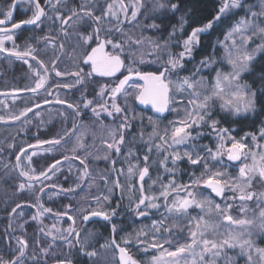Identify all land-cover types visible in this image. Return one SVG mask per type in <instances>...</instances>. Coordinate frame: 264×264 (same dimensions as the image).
Listing matches in <instances>:
<instances>
[{
    "label": "snow or ice",
    "instance_id": "6c2138e0",
    "mask_svg": "<svg viewBox=\"0 0 264 264\" xmlns=\"http://www.w3.org/2000/svg\"><path fill=\"white\" fill-rule=\"evenodd\" d=\"M46 2L55 10L57 5L63 3L64 0H57V5H52L51 0H46ZM87 2L89 0L81 4L79 10L76 7L70 9L68 17L57 13L54 18L61 22V32L66 37L69 36L68 28L73 24L83 22L85 19H90L93 22L91 32L86 36L80 34V39L86 46L81 52L80 58L83 59L85 65H90V71L84 73L77 61V71L70 75L77 77L76 84H83L86 78L91 79L93 75L115 78L117 73H120L122 78L118 79V83H115L114 86L101 87L97 93L98 101L89 100L82 94L83 108L80 103L73 104L59 96L56 97L55 103L66 104L67 108L74 113L72 127L66 128L62 134L57 132L49 139L37 138L36 144H29L27 149L23 147L20 149V154L16 156V168L21 169L20 175L27 178L28 189L34 190L38 186L39 192L44 193L46 187H59L56 184L48 185L45 182L51 181L53 176L61 170L62 162L71 160H79L83 168L78 169L77 182L68 188L61 187L60 191L68 194L75 193L78 188H81V184L86 182L85 178L90 177V172L87 155L81 157L77 154L78 149L85 147L84 134L78 131L81 124L78 123L77 118L82 121L85 110L91 109L92 115L97 119L102 112L109 117L119 119L120 123L117 127L108 129L111 142L104 141L108 150H114L119 155L122 146L125 145L128 130L133 127V121L137 118L143 120L142 114H135V107L130 103V99L134 97L139 105L156 114L147 117L148 123L152 126L147 140L148 152L151 153L154 148L158 155L164 154V159L160 161L164 171L174 174L177 162L184 158L191 166L202 167L200 175H191L188 183H177L174 178H171L165 184L160 177H157L153 181V184L159 183L160 190L157 193L153 190L152 185H148L147 189L144 185L145 177L149 175V155L144 156L145 165L143 168H139L138 164L129 165L127 169L129 181L127 187L131 193L129 207L137 217L149 216L150 210H156L161 216L159 220L153 219L150 227L145 226L137 231L136 245L145 252L155 249L159 253V255L152 256V264H217L220 258L225 259V264H237L235 257L227 255L229 250L237 249L241 257H246L245 264H264V247L257 246L252 239L254 229L264 233V207L260 206V201L264 200V192L256 196L259 208L258 217L247 218L246 215L251 210L247 207V202L253 200L255 196L252 191H249L253 181L259 180L264 183V144L259 143L260 140H264V122L261 124L258 136L255 133H245V136L240 139L232 135L234 129L221 127L222 120H226L228 117L247 119L246 114L256 113L258 106L260 111L264 112V73H261L259 77L260 87L258 89L254 90L253 86L241 82V74L250 71L257 54L264 53V19H262L264 18V0H259L260 10L258 12L252 10L256 7L255 5H244L242 0H220V6L211 18L202 15L197 8L200 0H157L153 11L166 10L172 15L176 13H181V15L178 25L173 26L172 32L169 33L168 39L163 44L150 38L147 39L151 47L150 54L154 58L146 59L147 54L141 52L138 61L141 65H148L147 69L137 66L136 59L130 58L128 63H125L123 57L125 45L129 47L131 44L142 46L145 43V38L134 39L124 33L120 27L125 21L131 23L137 20L139 13L144 8L143 0H129L127 4L125 0H111L101 15H95V10L87 7ZM30 3L34 10L31 17L27 19L16 20L14 9L17 0H12L7 10L0 11V52L7 50L4 47V40H13L15 30L21 29L23 26L40 29L43 25L46 12L41 7L40 0H30ZM240 7L245 8L246 15L232 23V26L225 32L223 40L217 39L213 45V55L204 56L195 65L194 72L187 76H180L186 63L194 61V54L201 47L203 37L210 36L223 20L229 18L230 15H235L234 10ZM129 10L131 11L130 17L128 16ZM121 14H123L124 20L120 19ZM106 18L114 20L115 25L107 28L102 27ZM49 19L52 18L49 17ZM186 26L191 28L190 32L187 31ZM148 27L159 28V25L152 23ZM177 31L181 33L182 39L176 38ZM113 32L122 33L125 37L123 42H116L110 38ZM257 36L261 38V43L249 51L250 41ZM40 40H43L46 45L54 47V42L49 37H38L37 42ZM174 40L182 49L179 53L171 51ZM93 42L95 43L94 47L92 46ZM217 44L223 49L219 59L215 55ZM108 45H111V51L106 50ZM87 48H90L91 51H87ZM60 50L63 53V43L60 45ZM10 55L24 60L26 64L29 62L25 57H31L39 65V68L44 70L45 74L36 72L38 79L35 82V87L28 89L30 92L38 94L39 90L44 89L48 95L52 94L46 88L48 69L44 62L37 58L36 48L31 43L27 44L24 50H19L14 43ZM134 55L135 53H130V56ZM58 59L59 57L52 62L53 70H55ZM225 64L229 66V70L224 69ZM151 65H156V67L152 68ZM29 67L31 68L32 65L29 64ZM205 69H210L215 74L211 75L210 72L208 76L202 75L201 72ZM55 74L57 77L69 75V73L60 71H56ZM173 75L176 76V79H172ZM55 87L71 88L73 85L58 83ZM177 93L181 94L179 100ZM121 97L124 99L123 105L118 103ZM43 103L48 104L50 101L44 99ZM217 106L219 112L216 111ZM35 107L39 108L40 105L36 104ZM31 111V108H27L20 113V116H26V113ZM165 113H175L176 117L169 120L167 126L161 130L159 122L161 117L167 118L164 116ZM220 113L225 115L220 116ZM60 115L64 116L65 113L61 112ZM20 116H13L12 119L19 120ZM2 119L3 117H0V120ZM205 126L211 129L210 134L216 141L214 148L208 144H198V141L205 135L200 129ZM140 135L143 139V127L140 129ZM72 136L76 137V144L68 150L71 155H63L61 159L54 160L39 172L34 168H29L28 171L22 169V158L26 157L31 164L32 156H36L40 152H58L60 148L64 147L67 138ZM248 136H251L254 147L246 143ZM178 148H183V151H174ZM28 149L32 150L30 156ZM131 155L130 150L129 156ZM105 159H108V156H105ZM169 159H171L172 168L166 166ZM237 166L238 174L234 176L228 169ZM137 170L140 182L138 199L135 197L136 189L132 183V177L136 175ZM118 175H124V172L121 171ZM105 183L107 184V181ZM113 185L115 188H122L118 179L113 182ZM24 189L25 184L20 183L18 191ZM112 190V188L108 189L109 192ZM205 192L208 194L205 195ZM215 197H220L221 202H215ZM41 199L42 197L37 195L36 203L33 205L37 208V212L32 217L33 220H38L44 213L52 211V209L44 207ZM161 199L163 204L160 203ZM94 200L99 206L97 209L82 208L80 212L85 221H88L90 216L102 217L104 221L111 224L112 238L101 247H111L114 251H118V264H139L128 247L131 238L125 236L121 237L119 242L116 240V236L122 230L113 223V218L118 214L119 204H117V208H110V205L106 208L103 202L110 201L108 195L96 196ZM237 201L240 202L242 214L239 218L231 214V209L237 206ZM20 207V204L16 205V208ZM16 208H13L12 211L15 212ZM161 208H164L165 211L160 212ZM193 208L199 209L200 213L190 216V209ZM213 213L217 220L210 223L208 217ZM56 215L58 217L66 215L67 219L73 221V225L75 224V218L67 212L56 213ZM169 218L188 219V241L177 242L173 247V240L167 237L173 236L171 229L175 225L166 224ZM40 231L43 232L44 228L41 227ZM209 232H211L212 238H208ZM66 233L67 235L61 232L59 238L64 240L70 249L75 246L68 237L75 233L76 244L80 246L79 250L82 254L87 255L90 259L98 255L95 250H87V241L79 239L80 233L76 232L74 226H69ZM46 235H51V230ZM55 239L56 237L53 236V240ZM16 244L17 248L12 249L10 258L6 259L3 254H0V264H24L28 247L27 241L17 237ZM166 244L168 247H165ZM41 252L47 253L48 249L41 248ZM32 259L34 264H39L35 256ZM57 264H74V261L71 255H67L66 259L58 260Z\"/></svg>",
    "mask_w": 264,
    "mask_h": 264
},
{
    "label": "rangeland",
    "instance_id": "374dc122",
    "mask_svg": "<svg viewBox=\"0 0 264 264\" xmlns=\"http://www.w3.org/2000/svg\"><path fill=\"white\" fill-rule=\"evenodd\" d=\"M68 0H64L63 3L57 5V0H51L52 5H57L56 9L47 4H45V12L46 16L43 18L44 23L40 29L32 28L31 31L25 34V36H21L18 39L19 30H15L13 40H4V47L7 49L6 51L0 52V75L4 76L7 71V67L10 66H23V72L19 73L18 79L13 82V85H10L9 79L7 78L6 81L0 82V88H6L7 90L0 91V117H3L0 120V148L5 146L3 149V153L5 154L4 158H0V217L3 215L2 211L4 208H16V203L9 202L12 199H24L27 201L29 199H34L28 193H32L33 190L28 189L27 178L20 175L21 169L16 168L17 160L16 156L20 154V149L26 148L29 144H36L37 138L39 139H49L52 138L56 131V126H60L66 130V128L72 127V121L74 114L72 113L71 109L67 108V105H60L55 103L56 97L59 96L61 99L71 102L73 104L80 103L81 108H83L82 104V94L83 97H86L89 100H99L97 93L100 91L101 87L105 85L114 86L117 82L119 75L115 78L109 77H100L94 83L89 82L91 79L86 78V82L90 83L91 85H95L93 96H89L86 90H83L82 84H76L77 77L70 75V73L77 71V61L79 62V67H81L80 54L85 49V45L83 41L80 39V34L87 35L89 32L93 30V26L91 28V21H90V29H84L82 32H77L75 27L80 23L73 24L72 27L68 28L69 36H64L61 32V22L55 20V16L57 13L66 17L70 15V9L73 8ZM111 2V0H89L90 7L93 6L95 15H101L103 10L106 8L107 3ZM157 0H143L144 8L141 10L140 13L144 14L145 17L148 16L151 10L154 9ZM86 3V0H80V5ZM125 3H129V0H125ZM242 4L244 5H255L252 10L259 11V0H242ZM9 6V5H8ZM8 6L0 9V11L7 10ZM18 10L22 13L27 14V18L31 17L33 12V5L28 0H20L18 3ZM220 6V5H219ZM150 9V10H149ZM235 15H230L231 25L235 20L240 19L241 17L246 15L245 8L240 7L234 10ZM83 15V13H80ZM128 16H131V11L129 10ZM51 17L52 19H49ZM120 19L124 20L123 14L120 15ZM264 19V18H262ZM115 21L111 20L110 18H106L102 27H110L115 25ZM133 24L134 22H127L125 21L123 24ZM122 24V25H123ZM121 27V25H120ZM229 27V28H230ZM122 28V27H121ZM228 30V29H227ZM226 30V31H227ZM225 31V32H226ZM224 32V34H225ZM224 34L220 37L219 40L224 39ZM119 35V34H118ZM49 37L50 40L54 42V47L52 45H46L43 40L37 42L38 37ZM112 37V35H111ZM117 40V39H116ZM114 40V41H116ZM116 42H119L118 40ZM175 42V41H174ZM15 45L18 47L19 50H24L26 45L31 43L34 48H36V55L39 60H42L46 65L48 72V81L46 83V88L51 91V95L41 89L38 91V94H34L30 92L28 89L35 87V82L38 79L36 72L39 71L40 74H45L43 69L39 68L36 61L32 60L31 57H25L29 63H24V60L17 59L15 56L10 55V50H13ZM64 44V51L61 53L60 45ZM159 43V42H158ZM261 43L260 37H254L252 41L249 43V51L256 47V45ZM95 43H92L94 46ZM176 46H178L176 44ZM150 45H144L142 48L138 47L134 49L136 54L135 57L140 58V53L144 52L147 55H150ZM90 48H87V51ZM107 51H111V45H109V49ZM182 49L178 46V49L174 51V53H179ZM134 53V51H132ZM216 52H217V59H219L220 55L223 53V49L220 46L216 45ZM264 54L259 53L257 54ZM146 59H153L154 57L150 55ZM212 56V54L210 55ZM256 56V57H257ZM59 57L57 64L55 66V70H53V60H57ZM152 57V58H151ZM167 57L165 56V59ZM135 59V58H131ZM139 61V59H138ZM137 61V63H138ZM191 62V61H189ZM128 63V62H127ZM126 63V64H127ZM197 62H191L189 65L186 64V67L183 71L180 72V76H187L191 72H194L195 65L198 64ZM29 64L32 67H29ZM216 67V66H214ZM225 70H229V66L227 64L224 65ZM60 71L62 73H69V75H63L57 77L55 72ZM84 73L90 71V66H86L83 69ZM123 71V70H122ZM211 72V75H214V71L210 69L202 70L201 74L208 76ZM126 73V72H125ZM247 73L244 72L241 74V82H243L242 77ZM172 79H176V76L173 75ZM71 84L73 87L71 88H57L55 87L57 84ZM22 86V87H21ZM131 91V90H130ZM181 98V94L177 93V99ZM44 99H48L50 103L45 104L43 103ZM121 105L124 103L123 97L118 101ZM130 103L134 105V97L130 99ZM36 104H39L40 107H35ZM95 106V105H93ZM27 108H31V112H27L26 116H20V113ZM70 110V111H69ZM140 111V112H139ZM216 111L219 112V108L217 106ZM64 112L65 115L61 116L60 113ZM39 113V115H37ZM135 114H142L143 120L137 118L133 121V127L128 130L126 135L125 145L122 146V151L119 155L115 153L114 150H108L104 141L111 142V138L108 135V129L112 127H117L120 123L119 119H114L113 117L107 116L106 113H101L99 119L92 115L91 109L85 110L83 120H79L77 118L78 123L81 124L79 128V133H83V140L85 142V147L83 149H78L77 154L81 157L86 156L88 157L87 163L89 167L90 177L85 178L86 182L81 184V188L76 190V195H71V193L65 194L64 192L60 191L61 184L66 182L67 186L64 188H68L74 185L77 182V177L79 175L78 169H82L83 165L79 163V160H71L68 162H62V167L59 172H57L51 181L45 182L48 185L56 184L59 187L54 188H45L44 193H39L42 197L41 203H43L44 207L52 209L49 213H44L38 220H33L32 217L34 216L32 213H28L24 208H28L29 205H33L31 201L29 204H20V208H16V211L13 212L12 210L8 214L9 218L11 217L12 226L10 228L11 232H6L4 234V240L6 243L10 245V252L12 253V249L17 248V244L14 239L17 237L23 238L27 237L26 233V225L28 223H37L38 226H34L35 231L40 232V228L43 227L45 232V237L38 236V243L40 245L36 248V252H32L31 256L26 257V261L34 263L32 257L35 256L36 260L39 264H57V261L60 259H66L67 255H71V257L75 255H80L85 257L87 260V264H117L115 259V253L113 252L111 247L102 248L101 245H104L106 241L109 240H101L97 237H92L90 233V229L87 226V223L82 222L83 215L80 212L82 208H89L97 209L99 206L96 204L94 197L96 196H103L108 195L110 197V201H104L103 204L106 208H117V204H121L123 207L122 209L125 211V214L129 215V217H125V220L128 223V229L119 231L116 239L119 242L121 237L128 236L131 238V243L128 245L130 253L135 257V259L139 262V264H152V256L159 255V253L155 249H149L147 252L143 251L141 247H138L135 243V236L138 230L144 228L145 226L150 227L152 220H159L161 219L160 214L156 210H150L149 219H144L143 222H139L138 220L140 217L131 210L129 207L130 200L129 196L131 193L128 191V179H127V169L130 164L136 165L138 164L139 168L144 167L145 161L144 156L147 154L149 155V175L145 177L144 185L147 189L148 185H152L153 190L155 192H159V183L153 184V181L160 177L163 183H168V180L174 178L177 183H188L190 176L195 175L199 176L202 167L196 168L189 164L186 158L177 162L175 166L174 174H169L164 171V168L161 167L160 161L164 159V154H157L155 149L153 148L152 152H148V134L152 131V126L148 123L147 117L149 115H153L151 111H141L138 110ZM250 113H247L249 115ZM225 114L220 113V116H224ZM13 116H20L19 120H13ZM154 116V115H153ZM167 118H160L159 127L160 129H164L169 120H172L176 117V114H167ZM220 118V117H217ZM237 118L228 117L225 121L227 125L221 122V127H226L229 129H234L235 131L232 132L237 139L245 136L244 132L236 133L237 128L234 126V120ZM26 121H28L26 123ZM102 122V123H101ZM262 122L260 125L255 128L254 133L259 134V129L261 127ZM12 124V125H10ZM10 125V126H9ZM143 127L144 129V136L141 139L140 129ZM205 135L202 137L198 144H208L214 148L215 146V139L210 134L211 129L205 126L203 129ZM135 136V139H133ZM12 138V139H10ZM5 139H9L11 141H5ZM246 143L249 146L254 147L252 144L251 136L246 137ZM259 143L264 144V140H260ZM76 144V137L72 136L68 138L64 147L60 148L63 151V155L68 154L71 155L70 149H72ZM47 147V146H44ZM131 150L132 155L129 156V151ZM28 155H31L32 150L28 149ZM174 151H183V148L174 149ZM59 152V151H58ZM55 153H43L40 152L36 156L31 157V164H29L28 159L22 158L21 165L24 171H28L29 168H34L38 171L39 163H37L38 159H42L45 156H53V159L56 160ZM22 155V154H21ZM105 156H108V159H105ZM1 157V156H0ZM99 157V158H97ZM226 160V157H225ZM52 161V162H53ZM115 161V164H113ZM14 163V164H13ZM15 165V166H14ZM238 165V162H237ZM166 166L168 168H172L171 159L167 161ZM115 168V171H113ZM232 175L238 174V166L235 168L228 169ZM121 171L124 172V175H118ZM138 174V170L136 175L132 177V183L135 185V197L138 199L139 197V189L136 186L135 178ZM67 177V179H66ZM119 180L122 188H115L113 182ZM107 181V184L105 183ZM24 183L25 189L23 191H18L19 184ZM91 185V186H90ZM38 187V186H37ZM35 187V189L37 188ZM39 188V187H38ZM109 188L113 190L111 192L108 191ZM249 191H252L255 196L253 200L247 202V207L251 209L247 212V218H252L253 216L258 217L259 208L257 207V199L256 196H259L260 193L264 192V183H261L259 180H254L252 183L251 188ZM20 192H24L25 194L19 195ZM205 195L208 193L205 192ZM231 195V193H229ZM37 197V196H36ZM27 199V200H26ZM19 201V200H18ZM66 201V202H64ZM72 201V202H71ZM9 202V203H8ZM215 202H221L220 197H215ZM163 204V200L160 201ZM16 204V205H15ZM240 202L237 201V206L231 209V214L236 217H241L242 214L240 212ZM70 206V207H69ZM260 206L264 207V200L260 201ZM32 208V207H31ZM53 208H59L63 210V212H67L69 215H72L75 218V224L73 225V221L67 219V216H57L54 214ZM2 210V211H1ZM118 211V209H117ZM160 212H164L165 209L161 208ZM200 213L199 209H190V216H196ZM3 218V216L1 217ZM119 219V218H118ZM138 219V220H136ZM210 223H214L217 220L215 213L208 217ZM166 224L173 227L172 237H167L168 239L177 238V242L184 243L189 240V233H188V219L187 218H179L173 219L169 218L166 221ZM23 225V227H21ZM69 226H74L76 232L80 233L79 239L81 241H87L86 248L88 251L95 250L98 255L94 258H89L87 255H84L80 252V246L76 244L77 237L75 233L72 236H69L68 239L71 240L72 244L75 246L73 248H69L68 245L65 243L64 240L60 239L61 232H64L67 235L66 230ZM51 230V235H46ZM60 230V231H57ZM254 234L252 239L255 241V244L259 247H264V233H260L259 230H253ZM37 233V232H36ZM11 236H14V239H11ZM53 236L56 237L53 240ZM208 238H212L211 232L208 233ZM173 240V247L176 245V241ZM165 247H168L166 244ZM41 248H47L48 252L44 253L41 252ZM4 255V254H3ZM228 256H232L236 258L237 264H245L246 257H241L239 255V250H229L227 253ZM6 256V255H4ZM49 257V258H48ZM167 259V258H166ZM217 264H225V259L220 258L217 261Z\"/></svg>",
    "mask_w": 264,
    "mask_h": 264
},
{
    "label": "trees",
    "instance_id": "16d2710c",
    "mask_svg": "<svg viewBox=\"0 0 264 264\" xmlns=\"http://www.w3.org/2000/svg\"><path fill=\"white\" fill-rule=\"evenodd\" d=\"M28 1L30 2V0H28ZM247 1H251V0H247ZM67 2L68 3L70 2V4H72L73 7H76L79 10L80 0H68ZM11 3H12V0H0V9L4 8L5 6L10 5ZM40 3H41V7H43L45 9L46 0H40ZM219 5H220V0H200V3L197 5V8L200 10L202 15L207 16L208 18H211V16L215 14V11L218 10ZM87 7H90L89 3H87ZM91 8H93V6ZM148 14L149 15L145 17L144 14L139 13L137 20L133 21L134 22L133 24H126L125 23V24L121 25L123 32L127 33L128 36H131L134 39L145 38V43L142 46H137L136 44H131V46L129 47L128 45H125V51L123 53L125 63H127L130 58H135L138 61L139 58L135 57V55H137V54H136L134 49H137L138 47L142 48L144 45H146L147 39L150 38L151 40H154V41L159 42L160 44H163L168 39L169 33L172 32L173 26L178 25L179 16L181 15V13H176L175 15H172L171 12H168L166 10L165 11H153V10H151V12ZM14 16H15L16 20L18 21L19 19H25L27 17V14L20 12L18 10V6H17L15 13H14ZM231 19L232 18L229 17V18L223 20L221 22L220 26L217 29H215L210 36H204L203 37L201 47L195 52V54H194L195 59H194V61H191V62L200 61L206 55L207 56H210L211 54L213 55V45L216 43L217 39H220V37L224 34V32L230 27ZM90 21H91L90 19H85L83 22H81L79 25H77V27H75V30H78L77 32H82V30L84 31V29H90V25H89ZM152 23L158 24L159 28L148 27V25H150ZM92 26H93V22L91 21V28H92ZM32 28L33 27L31 26V27H22L21 29H18L19 30L18 39H20L21 36H23V35L25 36V34L28 33L29 31H31ZM186 29L189 32L191 31V28L188 26H186ZM110 38H112L113 40L117 39L119 42H123V40L125 39L124 35L120 32H113L112 37H110ZM176 38H180V39L183 38L179 31H177V33H176ZM174 41L172 42V45H171V51H173V52L178 49V46H176V43ZM106 49H109V45L106 47ZM132 51H134V53H135L134 56H130V53H133ZM149 51H150L149 53H151V48ZM150 55H147V57H150ZM215 55H217V52H215ZM191 62H187L186 64L189 65V63H191ZM0 65H1V62H0ZM80 65H81L82 69H85L86 66H84L82 64V61H81ZM137 66H139L141 68H145V69H147L149 67L146 64L141 65L139 63H137ZM151 67L155 68L156 65H151ZM21 72H23V66L22 65L15 67V66H12L10 64V66L7 67V71L4 74V76L0 75V82H4L8 78L9 79L8 83H11L10 85H13V82L18 79V75H21V74H19ZM261 73H264V54H260L256 57V59L253 61L252 65H251L250 71H248L247 73H245L243 75L242 80H243V82L249 84L250 86H253L254 90L258 89L260 87L259 77H260ZM98 78H100V77L93 75V77L91 78V80H89V82L94 83ZM89 82H86V80H85V82L82 84L83 90H86L88 92L87 94L89 96H93L94 89L96 86L94 85L95 83L90 86ZM1 90H3V91L7 90V87L5 89L0 88V91ZM135 110L137 113L138 109L136 107H135ZM263 119H264V112L260 111V108L258 106L256 113H250L249 115H247V119H244L241 117V118H237L234 120V122H233L234 126H236V128H237L236 133H241V134H243L244 132L254 133L255 128L260 125V123ZM222 122H223V124L225 123V125H227V122L225 120H222ZM10 125H12V124H10ZM55 131H56V133L60 132L62 134L64 129L60 128V126L57 125ZM10 139H12V138H10ZM5 141H11V140L5 139ZM67 141H68V138H67ZM4 148H5V146L4 147L2 146L0 148V156H1L0 158L5 157V154L3 153ZM62 156H63V151L61 149H59V152H58V154L55 155V157H57L56 159H61ZM49 157L53 158V156H49ZM49 157L47 155L44 158H42L41 160L38 159L37 163H39V165H40L38 168V171L44 170L49 164L52 163L53 159H50ZM66 186H67L66 182L61 184L62 188L66 187ZM39 193H40L39 188L37 187L36 189H34L32 191V193H28L31 196H35V197H33L34 199H29L28 202L24 201V199H17V200L12 199L9 202H11V203L17 202L16 204L20 203V204L26 205L27 203L29 204V201H31L32 203H34L33 205H35L36 196L39 195ZM75 193H71V195L72 196L76 195ZM23 194H25V193L24 192L19 193L20 196ZM64 202H66V201H64ZM33 205H29L28 208H24V209L25 210L27 209L26 211H28V213H32L33 215H35L37 212V208L34 207ZM122 208L123 207L120 204L118 211H117L118 214L113 218V223L117 224L118 229L126 230V229H128V223L129 222H127L125 220V217H129V215L125 214V211ZM11 210H12V208H4L3 211L1 210L3 212L2 213L3 218H1L2 216L0 217V254L6 255L5 256L6 259L10 258L12 255V253L10 252V250H11L10 245L11 244L6 243V241L4 240L5 229H6V232H8V233L11 232L10 228L12 226V221H11V217L9 218V216H8V214L10 213ZM53 211H54V214L63 212V210H60L59 208H53ZM149 218L150 217L148 216L147 220ZM144 219H146V218H142L139 220L136 219V220H138L139 222H143ZM34 226H38V224L37 223H31V222L28 223L26 225L27 229H26V233H25L27 235V237H25V235L23 236V238L27 241V244H28V247L26 249V255L24 257V264H34L32 262H28V260L26 261L25 259H26V257L31 256L32 252L35 253L36 248L40 245V243H38V236L39 237H45V232H41L40 230H39L40 232L35 231ZM87 226L89 228H91L90 233H91L92 237H97V238H99L101 240L103 239L105 241L106 240L110 241V239L112 238L113 234L111 231V224L106 222V221L105 222L93 221V222L88 223ZM14 238H15L14 236H11V239H14ZM172 239H174V241L177 242V238H172ZM14 240L16 242V239H14ZM72 259L74 261V264H87L86 258L82 257L78 254L77 255L74 254L72 256Z\"/></svg>",
    "mask_w": 264,
    "mask_h": 264
},
{
    "label": "water",
    "instance_id": "95a60500",
    "mask_svg": "<svg viewBox=\"0 0 264 264\" xmlns=\"http://www.w3.org/2000/svg\"><path fill=\"white\" fill-rule=\"evenodd\" d=\"M19 1H20V0H17L16 8H17V5H18ZM16 8L14 9V13H15ZM66 17H68V16H66ZM60 25H61V24H60ZM9 27H10V25H9ZM23 27H31V26H23ZM94 46H95V45H94ZM94 46H93V47H94ZM88 51H91V49H89ZM82 64H83L84 66H90V65H85V64L83 63V59H82ZM119 74H120V73H117V75H119ZM125 74H126V73H125ZM121 78H122V76L120 75L118 79H121ZM116 83H118V80H117ZM134 105H135V107H136L138 110H141V111H151L150 109H145L144 106L139 105V104L135 101V99H134ZM151 112H152V111H151ZM152 113H153V112H152ZM167 114H168V113H165L164 116L166 117ZM153 115L155 116L156 114L153 113ZM161 118H164V117H161ZM142 168H143V167H142ZM135 183H136V186H137L138 189H139V187H140V182H139V175H138V174H137V176H136V178H135ZM213 195H214V194H213ZM93 221H104V220H103L102 217H91V216H90V217H89V220H88V221H85V220H83V217H82V222H84V223H90V222H93ZM114 252H115V254H116V260H117V264H118L119 253H118V251H114Z\"/></svg>",
    "mask_w": 264,
    "mask_h": 264
},
{
    "label": "flooded vegetation",
    "instance_id": "af4514ba",
    "mask_svg": "<svg viewBox=\"0 0 264 264\" xmlns=\"http://www.w3.org/2000/svg\"><path fill=\"white\" fill-rule=\"evenodd\" d=\"M118 76V75H117ZM119 76H120V74H119ZM148 217V216H147ZM142 218H146V217H140V219H142ZM103 222H105V221H103ZM88 224V223H87ZM76 237V236H75ZM111 240V239H110ZM112 250H113V252H114V249L112 248ZM115 253V252H114ZM133 256V255H132ZM134 257V256H133ZM135 258V257H134ZM115 259H116V254H115ZM117 261V260H116Z\"/></svg>",
    "mask_w": 264,
    "mask_h": 264
}]
</instances>
